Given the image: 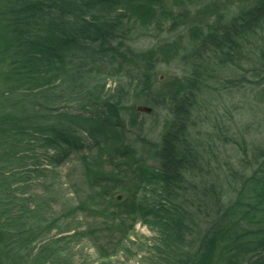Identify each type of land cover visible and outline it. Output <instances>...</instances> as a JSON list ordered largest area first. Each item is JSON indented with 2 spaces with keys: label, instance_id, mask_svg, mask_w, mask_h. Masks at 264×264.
Returning <instances> with one entry per match:
<instances>
[{
  "label": "trees",
  "instance_id": "obj_1",
  "mask_svg": "<svg viewBox=\"0 0 264 264\" xmlns=\"http://www.w3.org/2000/svg\"><path fill=\"white\" fill-rule=\"evenodd\" d=\"M167 1L0 0V264H55L53 241L35 254L34 244L63 212L23 196L18 184L30 172L20 169L29 159L39 164L37 148L59 167L86 147L83 195L71 213L103 221L121 242L142 218L168 264H264V141L245 144L233 164H222L215 143L192 135L196 81L167 99L155 90L158 61L176 50L130 43L135 28L170 13ZM241 1L247 5L234 18L218 15L205 33H193L194 47L182 58L197 71L195 80L264 30V0ZM107 66L112 74L135 72L136 83L108 93L98 70ZM130 99L169 109L160 141L150 144L156 165L128 141L125 116L135 124L137 115Z\"/></svg>",
  "mask_w": 264,
  "mask_h": 264
},
{
  "label": "rangeland",
  "instance_id": "obj_2",
  "mask_svg": "<svg viewBox=\"0 0 264 264\" xmlns=\"http://www.w3.org/2000/svg\"><path fill=\"white\" fill-rule=\"evenodd\" d=\"M167 3L170 13L159 16L157 22L147 28H135L130 43L137 50L157 45L176 50L158 61L155 90L167 99L180 84L196 81L193 90L199 88L200 91L191 114L192 135L200 143H215L222 164H233L245 144L264 141V30L259 29L243 41L237 54H229L221 60L217 57L210 70L195 80L193 74L197 71L182 58L194 47L193 33H205L218 15L223 22L231 20L247 4L241 0H193L176 4L168 0ZM98 70L107 79L108 93L116 96L137 81L136 73L130 70L117 74H112L109 66ZM133 104L152 107L141 101H126L127 106ZM152 109L151 113L137 111L135 124L131 123V113L126 114L125 121L128 141L138 156L147 164L156 165L150 144L160 141L171 115L166 105ZM37 149L39 164H34L32 159L26 161L20 170H29L30 178L24 182V177L18 186H23V196L32 195L37 203L48 200L56 212H63V220L35 242L34 254L44 241H53L52 247L59 248L54 256L55 264H168L156 231L142 218L137 220L130 238L121 242L119 234H112L103 221L69 211L83 195L80 154H89L90 147L70 155L59 167L50 163L41 148ZM142 196L143 192L139 198ZM36 221L28 220L37 224ZM56 238L61 240L54 241Z\"/></svg>",
  "mask_w": 264,
  "mask_h": 264
},
{
  "label": "water",
  "instance_id": "obj_3",
  "mask_svg": "<svg viewBox=\"0 0 264 264\" xmlns=\"http://www.w3.org/2000/svg\"><path fill=\"white\" fill-rule=\"evenodd\" d=\"M136 110L140 112H145V113H151L153 111L152 107L146 106V105H137ZM118 199H121V195H118Z\"/></svg>",
  "mask_w": 264,
  "mask_h": 264
}]
</instances>
